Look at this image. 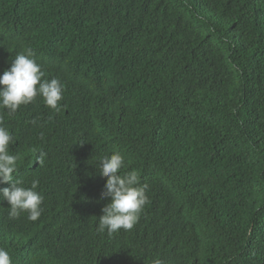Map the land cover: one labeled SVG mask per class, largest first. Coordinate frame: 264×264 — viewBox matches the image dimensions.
Returning a JSON list of instances; mask_svg holds the SVG:
<instances>
[{"label": "trees", "instance_id": "obj_1", "mask_svg": "<svg viewBox=\"0 0 264 264\" xmlns=\"http://www.w3.org/2000/svg\"><path fill=\"white\" fill-rule=\"evenodd\" d=\"M27 48L63 107L4 116L44 197L33 222L0 192L12 264H264V0H0V76ZM114 152L148 203L108 235Z\"/></svg>", "mask_w": 264, "mask_h": 264}, {"label": "clouds", "instance_id": "obj_2", "mask_svg": "<svg viewBox=\"0 0 264 264\" xmlns=\"http://www.w3.org/2000/svg\"><path fill=\"white\" fill-rule=\"evenodd\" d=\"M44 76L30 48L17 53L10 68L0 76V110H3L0 112V184L10 183L9 188L0 192L9 204L11 219L27 213V219L34 222L44 210V197L37 191L39 181L33 180L30 187H25L21 178H14L19 171L20 156L9 150L15 139L4 123L5 115L14 116L22 106L33 103L38 96L49 109L60 112L64 85L58 78L46 80ZM97 167L99 175L106 178L102 198L109 200L101 209L97 231L113 235L120 230H132L148 203L147 185H141L136 171L121 174L125 163L119 152L101 157ZM0 264H12L10 254L4 248H0ZM154 264H160V261Z\"/></svg>", "mask_w": 264, "mask_h": 264}]
</instances>
